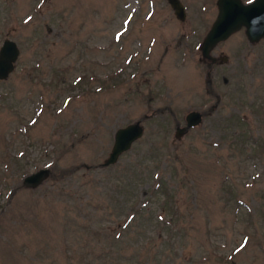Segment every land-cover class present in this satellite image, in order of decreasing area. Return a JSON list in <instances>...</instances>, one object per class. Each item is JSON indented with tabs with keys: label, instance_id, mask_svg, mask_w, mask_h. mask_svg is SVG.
Wrapping results in <instances>:
<instances>
[{
	"label": "rangeland",
	"instance_id": "rangeland-1",
	"mask_svg": "<svg viewBox=\"0 0 264 264\" xmlns=\"http://www.w3.org/2000/svg\"><path fill=\"white\" fill-rule=\"evenodd\" d=\"M216 1L181 0L180 21L166 0H0V46L20 50L0 80V264H83L69 255L86 226L142 203L123 252L151 237L147 264H264V38L241 29L202 59ZM191 110L202 121L177 138ZM135 121L143 136L103 166ZM41 168L46 180L21 185ZM164 197L175 229L161 221ZM99 204L107 212L91 211Z\"/></svg>",
	"mask_w": 264,
	"mask_h": 264
},
{
	"label": "water",
	"instance_id": "water-1",
	"mask_svg": "<svg viewBox=\"0 0 264 264\" xmlns=\"http://www.w3.org/2000/svg\"><path fill=\"white\" fill-rule=\"evenodd\" d=\"M175 17L183 21L186 11L181 0H166ZM217 15L208 32L204 36L200 51L202 59L212 63L216 58L211 55L213 49L227 40L233 33L244 29V33L250 42H259L264 38V0H251L244 3L242 0H217ZM20 50L15 41L5 38L0 46V80L8 78L15 68ZM185 125L176 127L175 136L178 138L189 128L195 127L202 121V113L191 110L185 115ZM144 133L140 121H135L124 127L118 128L114 133V141L108 157L103 166H109L117 162L118 158L130 150L132 145L139 140ZM50 175L49 168H41L29 173L22 178L21 185L34 188L40 185Z\"/></svg>",
	"mask_w": 264,
	"mask_h": 264
},
{
	"label": "trees",
	"instance_id": "trees-1",
	"mask_svg": "<svg viewBox=\"0 0 264 264\" xmlns=\"http://www.w3.org/2000/svg\"><path fill=\"white\" fill-rule=\"evenodd\" d=\"M238 121L242 120L241 117L237 118ZM256 144V142H254ZM149 156L148 155H140L139 158H137L133 163L130 164L132 171L135 172L137 170V173H132L131 178H130V183L127 184L125 187H123V190L128 189V185L131 183H137V180L140 178V172L138 173V168L144 166L147 163ZM142 179V178H141ZM164 183L160 184L158 183L157 186L152 190L153 196H160L162 194V186ZM119 189H121V186H118ZM123 193V192H121ZM124 196V195H122ZM165 198V197H164ZM169 200L165 198L163 203H162V209L166 210L169 215L174 214L172 212V207L169 204ZM124 205V199H117L116 201V209L120 208L119 212L122 211V206ZM145 203H142V206H139L134 212H129L128 214H124L122 216H117L116 219H111L110 224L107 226L102 227L103 224V219L100 220V223H97L98 225L94 227V230H91L90 226H86V229L89 230L91 238H87L85 241V245L78 247L76 250L70 251V259L73 258L74 253H78V256L80 258V261L85 260L83 264H117L118 262L121 261H129V262H134L135 264H147L146 259L142 260V249L144 246L147 244H151L153 242V239L151 237H148V239L143 241L142 245L139 247H135V251L133 253H126L125 251L123 252V249L125 245L129 243V232L130 229H136L137 227V219H141L143 214L145 213ZM104 211L107 212L108 207H101L99 205H95L94 207L91 208V211L94 212H99V211ZM90 211V212H91ZM109 214V213H108ZM114 214V206L111 208L110 212V217L113 216ZM92 215V214H91ZM94 215V214H93ZM92 215V216H93ZM149 216H147V220ZM146 218L144 219L145 221ZM175 216H171L168 219H163L161 218L162 223L167 225L170 228H176L177 224H175L174 220ZM169 228V229H170ZM101 237L102 240H105V245H94L91 246L89 244L90 242H95L97 243L98 237ZM125 244V245H124ZM78 250V251H77ZM69 252V251H68ZM129 254V255H128Z\"/></svg>",
	"mask_w": 264,
	"mask_h": 264
},
{
	"label": "flooded vegetation",
	"instance_id": "flooded-vegetation-1",
	"mask_svg": "<svg viewBox=\"0 0 264 264\" xmlns=\"http://www.w3.org/2000/svg\"><path fill=\"white\" fill-rule=\"evenodd\" d=\"M185 7V6H184ZM185 11H186V8H185ZM243 29V28H242Z\"/></svg>",
	"mask_w": 264,
	"mask_h": 264
}]
</instances>
